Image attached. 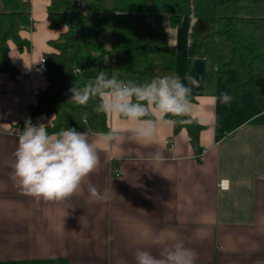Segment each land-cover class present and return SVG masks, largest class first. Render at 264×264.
<instances>
[{"label":"crops","instance_id":"obj_1","mask_svg":"<svg viewBox=\"0 0 264 264\" xmlns=\"http://www.w3.org/2000/svg\"><path fill=\"white\" fill-rule=\"evenodd\" d=\"M30 3L32 25L19 33L29 45L21 50L8 41L18 72L14 77L0 72V264H135L136 248L157 253L141 239L146 229L183 240L197 252L196 264H264V78L256 79L260 102L252 89L232 96L238 68L214 71L217 52L207 65L193 44V31L202 22L187 10L181 25L167 33L177 51L174 73L200 81L192 94L191 117L202 126L197 142L175 126L158 128L157 143L150 146L105 144L92 132L101 163L89 180L110 194L108 202L91 200L88 181L62 202L37 203L20 195L11 179L16 129L32 117L38 102L34 91L49 85L40 59L58 53L52 43L68 31L65 23L50 26L51 0ZM111 58L104 71L108 76H113ZM101 65L99 60L98 68L84 75L93 79ZM225 92L232 97L229 104L218 99ZM107 118L109 128L131 127L116 115ZM159 148L166 156L162 165L136 163Z\"/></svg>","mask_w":264,"mask_h":264},{"label":"trees","instance_id":"obj_2","mask_svg":"<svg viewBox=\"0 0 264 264\" xmlns=\"http://www.w3.org/2000/svg\"><path fill=\"white\" fill-rule=\"evenodd\" d=\"M0 12V72L15 76L18 70L8 56V41L22 50L29 43L20 30L32 25L30 0H2ZM216 22L199 23L193 31V44L199 53L211 42L216 47L215 69L224 74L230 67L239 70L230 93L239 98L252 89L256 101H261L258 78H264V0H217ZM192 0H112V18L108 20L105 0H51L48 20L52 28L61 23L68 31L53 42L58 53L48 55V87L39 92L38 102L31 108L33 123L54 114L50 132L75 127L78 131L91 129L107 132L108 118L97 113V100L87 106H77L70 100L69 89L76 82L90 80L84 73L96 70L105 53L100 39L102 31H112L111 71L123 80L145 82L155 75L174 73L176 48L168 41L167 28L181 25L184 12ZM76 67L80 73L74 75ZM192 122L175 126V131L187 129L191 141L197 142L202 126ZM24 126V125H23Z\"/></svg>","mask_w":264,"mask_h":264},{"label":"clouds","instance_id":"obj_3","mask_svg":"<svg viewBox=\"0 0 264 264\" xmlns=\"http://www.w3.org/2000/svg\"><path fill=\"white\" fill-rule=\"evenodd\" d=\"M108 60L105 58V62ZM80 71L76 67L73 73L76 76ZM200 86V81L190 74L183 78L176 73L160 74L139 82L100 71L82 85L75 82L69 89V101L87 106L90 100H97L94 108L97 113L116 115L131 124L127 129L110 128L97 133L101 142L150 146L157 143L158 128L192 122L193 89ZM218 99L229 104L232 97L225 92ZM53 117L47 124L41 122L44 117L37 123L27 119L22 129H16L18 143L13 153L11 179L20 195L31 197L37 203L62 202L76 195L88 181L91 200L108 202L110 194L101 192L89 180L92 174L98 173L101 163L97 142L90 138L92 130L67 127L50 132ZM165 160L164 149L159 148L136 163L149 162L158 167ZM140 236L150 248H156L157 253L138 247L134 252L135 264H196L197 252L183 240L152 229L144 230ZM120 264L125 262L121 260Z\"/></svg>","mask_w":264,"mask_h":264},{"label":"rangeland","instance_id":"obj_4","mask_svg":"<svg viewBox=\"0 0 264 264\" xmlns=\"http://www.w3.org/2000/svg\"><path fill=\"white\" fill-rule=\"evenodd\" d=\"M106 3V14L108 20H111L113 10H112V0H105ZM217 0H196V2L193 3L192 7L190 9H187L189 13H196L198 18V22L207 21L208 23H215L218 17L217 13ZM101 41L103 42L105 53L101 56V68L100 71H106L105 69L108 68V62H105V58H109L108 61H110V58L113 54L112 50V31L110 28H106L103 30V32L100 35ZM202 53L205 54L206 57V63L209 65L210 60L216 58V47L213 43L207 42L203 45ZM90 71V70H89ZM94 71V70H91ZM89 77L88 75H86Z\"/></svg>","mask_w":264,"mask_h":264},{"label":"built area","instance_id":"obj_5","mask_svg":"<svg viewBox=\"0 0 264 264\" xmlns=\"http://www.w3.org/2000/svg\"><path fill=\"white\" fill-rule=\"evenodd\" d=\"M42 59V60H41ZM40 59V62H39V69L43 72V73H46L48 71V62H47V59L45 57H42ZM80 73V72H79ZM16 79L17 80H21L22 77L21 76H16ZM34 94L35 95H39V92L38 91H34ZM220 187H226L225 185V181H221L220 182Z\"/></svg>","mask_w":264,"mask_h":264}]
</instances>
